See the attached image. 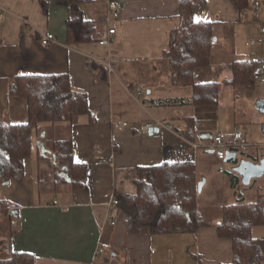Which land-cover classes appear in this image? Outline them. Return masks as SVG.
I'll list each match as a JSON object with an SVG mask.
<instances>
[{
    "label": "crops",
    "instance_id": "1",
    "mask_svg": "<svg viewBox=\"0 0 264 264\" xmlns=\"http://www.w3.org/2000/svg\"><path fill=\"white\" fill-rule=\"evenodd\" d=\"M115 1L120 3L116 9L108 8V0L82 4L85 17L98 27L96 37H109L108 44L101 45L99 40H66L68 0H0V124L28 120L27 100L11 92L17 75L66 74L72 88L87 94L90 109L71 125L40 123L33 132L32 153L23 161V176L7 183L0 178V252L28 253L33 264H230L232 241L220 237L216 226L200 227L194 234L130 233L118 206L110 203L116 192H135L138 167L169 158L193 161L197 182L205 179L200 192L204 191L212 176L199 170L197 161L217 159L221 173L227 163L210 147L202 148L200 155L201 148L191 143L209 145L218 132L243 131L254 148L246 158L255 163L264 158L258 151L264 147V84L257 79L255 87L247 89L225 83L232 62L264 63V46L248 51L240 39L259 35L264 0H249L242 11L230 0H206L195 13L196 20L215 23L210 63L198 68L194 78L220 82V92L215 105L203 106L180 103L190 98L191 88L173 84L165 56L170 31L179 23L178 0ZM109 28L115 32L109 35ZM46 33L55 41L43 45ZM104 62L111 63L112 74ZM190 116L193 140L188 133ZM153 120L171 124L172 130L154 127L152 134L142 135L141 126ZM58 130L72 140L74 162L86 166V180L81 186L64 180L39 188L38 172L49 167L35 141L50 151ZM238 161L236 153L233 162ZM227 166L226 171L233 165ZM227 184L232 203H252L264 195V175L251 181L249 194L235 172ZM261 227V232L252 228L254 237H264Z\"/></svg>",
    "mask_w": 264,
    "mask_h": 264
},
{
    "label": "trees",
    "instance_id": "2",
    "mask_svg": "<svg viewBox=\"0 0 264 264\" xmlns=\"http://www.w3.org/2000/svg\"><path fill=\"white\" fill-rule=\"evenodd\" d=\"M91 1L68 0V42L99 40L96 37L97 25L85 17L82 9V4ZM230 2L236 10L242 11L249 0ZM178 5L179 23L170 31L169 48L165 52L172 82L191 88L190 98L187 101L180 99V103L215 105L220 82L201 83L194 78L198 68L210 63L215 23L194 17L197 11L206 6V0H178ZM261 63L255 59L232 62L229 67L231 77L225 83L253 89L258 81L256 70ZM11 92L27 100L28 120L23 124H0V175L4 181L23 176V161L32 153L33 132L40 123L67 122L71 125L80 115L90 113L87 94L72 88L66 74L17 75L13 78ZM188 120L189 139L193 140V116ZM258 151L259 156L264 157V147ZM41 157L47 159L46 167L49 168L38 172L39 188L64 180L74 186H81L85 182L86 166L74 162L70 138L53 140L50 153ZM134 185V193H115L128 232L194 234L200 227L216 226L220 237L232 241L233 259L230 264H264V237L252 235L254 226H264V195H259L258 200L252 203L237 202L200 208L196 200L195 164L191 160L163 161L154 166L138 167ZM6 211L9 216L12 215L9 210ZM0 264H33V257L11 250L0 259Z\"/></svg>",
    "mask_w": 264,
    "mask_h": 264
},
{
    "label": "built area",
    "instance_id": "3",
    "mask_svg": "<svg viewBox=\"0 0 264 264\" xmlns=\"http://www.w3.org/2000/svg\"><path fill=\"white\" fill-rule=\"evenodd\" d=\"M107 6L109 9H116L120 6V3L115 1V0H108ZM2 18V16H1ZM115 32L114 28H109L108 29V34H113ZM55 41V37L52 33H46L42 36L41 38V43L43 45H48L51 44L52 42ZM109 42V37L107 38H101L98 43L101 45L104 44H108ZM250 44L254 45V44H260L262 46H264V23L261 24V26L259 27V35L252 38L249 41ZM93 58L89 57L88 61L91 60ZM105 67L107 68L109 73H113V68L110 62H104ZM257 75H258V80L260 83L264 84V63H261L257 70ZM139 92H141V89H138ZM117 126L119 125L118 123L116 124ZM154 127H164L168 130H172V125L169 123H163L160 120H153V121H147L145 124H143L140 128V133L142 135H146L148 134V130L150 128H154ZM192 147L194 149L196 148H207L210 147L213 149L215 156L220 159V160H224L225 158V154L227 151L230 152H235V153H248L249 149L251 147L250 142L248 141V138L246 136V134L241 131V130H237L234 131L232 134L227 135L225 133L222 132H218L216 133L213 138L211 143L208 144H203V143H191ZM0 178L3 179V177L0 175ZM118 206V200L114 197L113 200L110 203V207H116ZM111 223H114V221H112Z\"/></svg>",
    "mask_w": 264,
    "mask_h": 264
},
{
    "label": "rangeland",
    "instance_id": "4",
    "mask_svg": "<svg viewBox=\"0 0 264 264\" xmlns=\"http://www.w3.org/2000/svg\"><path fill=\"white\" fill-rule=\"evenodd\" d=\"M238 30H241V29H238ZM254 37H256V36H254ZM252 38L253 37L247 38L245 40V42H243V37L242 36L240 37V39L242 40V43L243 44L245 43L244 45H246V50H248V51H250L252 48L262 47L260 44L251 45L248 42V40L249 39L251 40ZM237 44H240V40L237 42ZM175 127H177V126L175 125ZM55 134H57L56 139H62V138L66 137L65 131H63V130H58V131H56ZM36 142L37 141H35V145H37ZM251 149L254 150L252 145H251ZM198 152L200 155L203 154V149L202 148L198 149ZM243 157L246 158L245 154H242L240 152L237 153V158L239 160H240V158H243ZM173 160L177 161L175 159H173ZM173 160H172V158L168 159V161H173ZM214 160H215V162L211 161V160L209 162H204V161H201L200 159L197 161L198 169L199 170L202 169V171H205L206 173H208L209 175L212 176L211 182H209L207 188L202 192L198 191V194H199L198 198H197L198 206L206 207L208 204V205H210L209 207H217V206H221L225 203H232L233 202V200H232L233 194H232V192H231V190L227 184V181H229V179H230V173H232L233 171H231V170L226 171V169L228 168V166H227L228 163H227V164H223L224 169L222 170V173H221L219 171V169H220L219 165L216 163L217 159H214ZM230 164L235 165L236 162L235 163L234 162L229 163V165ZM227 176H228V178H227ZM253 180H255V179H253ZM249 185L247 186V185H244L241 183V188L242 187L247 188V189H245L247 191V194H249V192H250V189H249L250 186ZM241 188L238 189V191L243 192V190ZM254 227H255V229L260 228L258 230V232H261L262 231L261 228H263L261 226H259V227L254 226ZM255 229L253 231L254 235H256ZM0 247L2 249V246H0ZM3 257H6V254L4 252H0V259Z\"/></svg>",
    "mask_w": 264,
    "mask_h": 264
},
{
    "label": "water",
    "instance_id": "5",
    "mask_svg": "<svg viewBox=\"0 0 264 264\" xmlns=\"http://www.w3.org/2000/svg\"><path fill=\"white\" fill-rule=\"evenodd\" d=\"M214 39V38H213ZM261 100L257 103V108L261 107ZM154 128L148 130L149 134H152ZM156 131V129H155ZM212 141V137H211ZM37 146L40 148L41 152L49 154L50 151L44 146L43 142H36ZM213 151V149L211 150ZM236 153L227 151L225 154L224 162L232 163L235 160ZM54 158V157H53ZM231 171L237 173L241 177V183L244 185H249L253 179L260 178L264 175V158H261L259 162L255 163L247 158H240L238 163L231 166ZM6 181L5 183H7ZM205 179L197 182V190L201 191L204 185Z\"/></svg>",
    "mask_w": 264,
    "mask_h": 264
}]
</instances>
